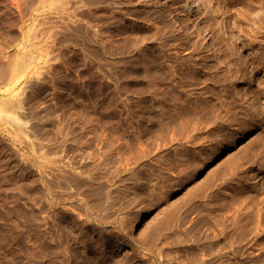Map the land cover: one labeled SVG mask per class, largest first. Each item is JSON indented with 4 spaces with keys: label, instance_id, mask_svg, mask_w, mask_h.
<instances>
[{
    "label": "rangeland",
    "instance_id": "374dc122",
    "mask_svg": "<svg viewBox=\"0 0 264 264\" xmlns=\"http://www.w3.org/2000/svg\"><path fill=\"white\" fill-rule=\"evenodd\" d=\"M83 1L0 0V264H264V0Z\"/></svg>",
    "mask_w": 264,
    "mask_h": 264
},
{
    "label": "bare ground",
    "instance_id": "6f19581e",
    "mask_svg": "<svg viewBox=\"0 0 264 264\" xmlns=\"http://www.w3.org/2000/svg\"><path fill=\"white\" fill-rule=\"evenodd\" d=\"M82 2H84L83 0H79ZM250 0H236V3H237V6H238V11H237V14L239 15L240 17V20L241 22H245L246 20V23L245 25L247 24V26L249 25V21H250V18L246 17L245 18V14L247 13H251L252 12V9H253V6H254V3H253V0H251V2H249ZM87 2V6L85 9L83 10H79L80 12V16H86V14L89 15V17H91V19H93V26H97V24H99L97 26V28H93L91 29L92 30V39H93V51L95 54H100V53H104L106 52L108 46H107V36L106 35H103L99 29H105L106 28V24H104V22H102L101 20V17L102 15H100V11H109L108 14L110 13V5L111 4H119L122 6V8H119V10H114L113 13L115 15H118L119 17H121L122 19H124V21L126 22V24H124V29H127L128 28V25H129V22L131 20L130 16L128 15H124L125 11L123 12V7H124V3H125V0H86ZM114 2V3H113ZM245 4H249L250 7L247 8V9H244V5ZM90 5V6H89ZM99 5H103V6H99ZM198 6V5H197ZM129 8V10H128ZM127 8V13H129V11L131 12V10L134 8V7H128ZM185 8L190 11L191 10V7L189 4H186L185 5ZM131 9V10H130ZM106 16V15H104ZM110 16V15H109ZM88 17V16H87ZM103 18V17H102ZM245 19V20H244ZM101 20V22H99ZM92 21V20H91ZM96 21V22H95ZM134 25V24H133ZM217 26L219 28H224L226 27L225 23L223 20H218L217 21ZM242 26V24H241ZM244 28V27H243ZM242 27L238 28L237 30V42L238 44L242 45L243 44V41H244V38H245V33L243 30ZM247 28V27H246ZM126 31V30H125ZM124 32V30H123ZM247 34V33H246ZM253 36V35H252ZM246 44H248V50L251 51V49L254 47V38L251 37V35H248L246 38ZM135 44H137V40L134 41ZM245 50V49H244ZM253 51V50H252ZM251 51V52H252ZM247 52V51H246ZM241 53V52H240ZM244 54V53H243ZM250 53H248V55L245 56V60L242 58V56L239 54L236 58V64L238 65V63H241L242 61L244 62H248L247 64L250 65V56H249ZM94 55V54H93ZM245 55V54H244ZM96 56V55H95ZM252 56V55H251ZM96 58V57H95ZM95 60V59H93ZM250 61V62H249ZM96 63V61H95ZM240 66V65H239ZM238 67V66H237ZM3 106V105H1ZM8 176V174H7ZM11 176V175H10ZM12 177V176H11ZM10 178V177H9ZM91 179V178H90ZM13 183V181H12ZM94 185V184H93ZM102 187V186H101ZM76 192V191H75ZM105 208V207H104ZM98 216V215H97ZM102 217V216H101ZM98 218V217H97ZM99 220V219H98ZM215 220V219H214ZM217 222V221H216ZM50 232V231H49ZM43 233V232H42ZM50 236V235H49ZM50 264V263H49Z\"/></svg>",
    "mask_w": 264,
    "mask_h": 264
}]
</instances>
